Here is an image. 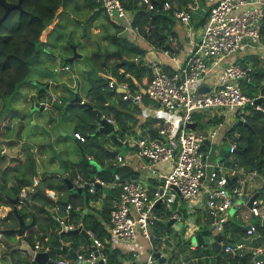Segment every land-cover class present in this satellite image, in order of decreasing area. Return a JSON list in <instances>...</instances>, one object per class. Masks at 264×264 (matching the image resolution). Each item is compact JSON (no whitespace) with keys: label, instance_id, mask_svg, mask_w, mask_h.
Instances as JSON below:
<instances>
[{"label":"built area","instance_id":"obj_1","mask_svg":"<svg viewBox=\"0 0 264 264\" xmlns=\"http://www.w3.org/2000/svg\"><path fill=\"white\" fill-rule=\"evenodd\" d=\"M95 1L99 3L108 20L138 35L136 28L130 26V12L119 0ZM140 2L146 9H151L153 6L152 0H140ZM160 5L165 10L172 9L174 19L185 27L184 37L187 38L189 50L182 60L177 62L176 68L169 72L163 69L164 63L161 64L157 60L146 62L150 68V77L145 82L143 92L151 105L140 106L147 115L150 114L148 116L154 118L156 135L150 136L141 126L142 123L136 124L133 128L134 134L119 139L121 144L125 143L132 150L130 152L126 150L128 153L125 151L115 153L113 161L116 164L129 165L133 158H138L144 161L139 167L144 171L141 173L139 169H135L136 175L125 179L114 173L110 182L98 178L86 181L79 174H75L71 180L74 187L86 185V190L89 192H92L95 186L118 188V195L109 208L104 242L111 245L115 243L134 245L139 232L150 243V253L146 254L142 264H155L151 254L154 249L150 241V226L159 219L155 212L159 206L169 210L165 221L171 219L170 226L174 227L179 232L177 235L184 240L190 238L193 231L198 228L192 215L196 209L204 211L213 218L212 226L221 227L222 222L232 213L231 210L241 202L244 178L236 175V172L225 173L219 170L220 163L223 164L222 157H212V159L209 157V144L218 135L221 122L213 123L205 130L190 127L189 123L194 122L193 114L205 108L225 109L241 123L250 109L264 111L262 105L264 102H255V98L261 93L250 96L242 90V82L251 80L249 75L251 68L233 60L223 62L224 58L244 45L264 48V35L260 30L264 19V0H209L198 36L191 25V12L197 8V0H187L179 8H176L171 0H162ZM161 52L165 55L170 54L169 49H163ZM55 61L60 62V58L55 57ZM61 68L68 71L69 65L55 66L53 71H59ZM214 68L218 70L214 78L209 83L202 84L207 86V89L197 91ZM119 72L125 77L128 76L122 69ZM69 77L73 79L74 73H70ZM107 86L115 91L121 90L118 92L121 99L132 98L140 102L142 92L139 86L140 92L131 93L127 89L126 82H117L112 76L107 80ZM33 95L35 105L41 112L49 111L53 105L62 103L60 96L52 89H42ZM83 102L84 99L81 98L79 103ZM104 117L113 122L109 117ZM73 135L83 140L79 133ZM233 149L234 143H230L228 151L232 152ZM149 179L155 183L153 189L149 187ZM37 185L38 179L33 176L31 182L19 190L16 207L22 202L20 198L27 196ZM44 193L56 201V193L53 190L45 189ZM53 210L56 213V220L63 224L65 229L74 228L72 223L65 221L70 210L68 203L64 205L55 203ZM247 211L250 216L257 217L260 221L264 216V202L258 197L254 198ZM177 223H180V226H177ZM246 233L248 238L260 236L255 225L250 222ZM91 244L97 250V254L90 248L84 253H77L74 258L70 256L57 262L59 264L79 262L96 264L98 261L104 263L105 256L101 251L103 241L92 237ZM188 244L189 249H194L191 243ZM220 246L230 258L239 256L244 250V243H236V241H220ZM34 248H38L37 243L34 244ZM263 253V245L253 247L250 251L252 264H263L264 257L254 259L255 256ZM162 254L160 251V255ZM168 254V252L163 254L164 264H189L182 259L181 254L177 259L172 260L168 259Z\"/></svg>","mask_w":264,"mask_h":264},{"label":"trees","instance_id":"obj_2","mask_svg":"<svg viewBox=\"0 0 264 264\" xmlns=\"http://www.w3.org/2000/svg\"><path fill=\"white\" fill-rule=\"evenodd\" d=\"M8 1L17 2L18 0ZM69 1L74 2L73 7L77 11L80 10V7L92 11L86 18L88 21L86 25H90L98 14H101L106 19V23L109 26L112 25V32L106 30L103 33L102 37L105 42L97 45L96 54L90 56L92 62L87 64V72L85 70L82 71V78L75 85L77 91L80 87L86 88L83 97L81 96L84 102H69L66 104L72 96L73 89L62 85L69 95L60 96L62 103L57 106V109H65L69 112L66 119L73 122L72 139L78 146L79 157L80 152H84L85 156L89 157V161L92 162V164L83 165L80 159L78 161L65 160V176L72 180L75 174H79L86 181L98 178L104 182H110L114 173H117L121 179L129 178L136 175V172L128 164L113 163L115 153L107 146L115 144L107 135L95 129L94 109H99L104 116L113 120L116 126L114 133L118 139L122 140L126 135L134 134L133 128L136 125V120L131 113L133 110L138 111L139 108L136 104L131 103L130 99L122 100L114 89L109 88L106 79L102 77V73L109 74L117 82H126L128 91L134 93L140 92L137 83L141 82V78L143 76H146L147 79L150 77V68L144 62L145 50L125 36H117L116 34L122 27L110 22L99 3L95 0H20L21 11L14 8L8 12L6 17L0 22V116H2L3 110L9 111L5 102L7 104L16 96L17 88L31 73L32 65L24 60L35 54L36 57L33 64L37 67L41 61L40 56L44 53L43 46L56 45V42L50 44L48 40L41 41L42 35L45 28L54 19H56V22L51 27V31L56 28L58 25L57 21L62 19V14L68 7ZM186 1L177 0V4L184 5ZM119 2L131 14L130 26L136 28L138 35L151 48L157 50L172 49L168 39L175 34L173 31L175 19L172 15V9L165 10L161 7L160 3L162 0H152L153 6L151 9H146L140 0H119ZM2 12L3 8L0 5V15ZM260 30L264 35V19ZM107 37H110V42L113 44L114 48L112 50L105 46ZM55 39L59 43L63 39L62 34H57ZM65 43L66 46L64 47L70 52L68 45L73 43L72 38L66 37ZM73 45L75 46V44ZM115 50L120 53L121 58L136 59V63L126 68L120 62ZM64 58L62 59V64H66ZM120 69L126 72L128 76L125 77L123 73L119 72ZM163 69L168 72L171 71L166 65L163 66ZM252 71H254V74L251 80L242 82L243 92L250 96L256 95L260 90L264 93V80H261L259 73H256V69H252ZM37 89L38 91L42 90L41 87ZM140 97L141 103H148L145 94L141 93ZM262 104L264 106V103ZM18 114L24 116V114L16 110H11L10 112L12 116H18ZM49 119L52 118L50 117ZM154 122V120H150L145 125L154 124ZM193 123L195 128H200L197 121L194 120ZM8 126V124L3 125L4 129H9ZM146 131L150 136L156 135L155 128L146 129ZM73 133H79L83 140L75 138ZM225 134L228 135L231 143H234L232 153L237 156V159L230 157L225 152L222 158L223 165L226 168L242 167L244 172L254 171L256 174H264V111L250 109L245 116V120L239 124L233 122ZM5 145L6 147L10 146L11 142L5 141ZM128 148L126 145V149ZM19 149L18 154L12 156L9 163H7L4 154H2V149L0 152V207H10L11 200L17 197L19 190L28 185L32 177L37 174L35 157L31 148L27 144L22 143ZM240 149H243L242 153L234 152ZM63 177L55 173L44 172L39 185L23 199L17 211L26 223H32L25 229L24 235L17 238L19 239L18 242L20 239H25L34 248V242L37 240L40 249H46L51 257L53 256V250L59 247L62 242H69L73 247L83 242L88 246L84 252L88 251L91 243L89 238L84 239L80 234H58L60 223L56 220V213L53 207L55 203L61 204V201H65L70 205L65 221L72 223L74 227L80 224L85 231H89L91 237H96L103 241L101 251L106 257L104 264H122V260L127 257L126 254L104 242L106 237L104 223L108 221L109 208L111 202L118 195V188L95 186L92 192L86 190L85 196H82L80 193L68 190ZM154 185L155 183L149 179V187L153 189ZM44 189L54 190L57 193V200L53 202L48 198L43 192ZM62 193H67V196L62 197ZM99 199L101 201L99 208L89 206V202ZM155 212L159 219L155 220L150 226V241L153 249L158 250L163 238L174 230L165 221L169 214L167 208L159 206L155 209ZM61 214H63V211H61ZM192 215L194 222L199 227L198 231L202 234H209L213 218L199 209H196ZM231 217L222 222L220 231L213 236L214 241L209 247L189 249L188 242L182 240L177 235V232L173 233L174 239L172 248L168 250V259H177L178 255L181 254L183 256L182 259L189 264H205V261L207 262L208 260L213 264H238V255L230 258L229 254L223 252L221 248H217V244L222 239L228 242H235L240 237L236 236V234H242L239 223ZM253 224L260 235L250 242L255 247L260 245L264 239V225H261L260 221ZM0 225V233L5 239L10 240L15 237L13 229L17 227V219L11 212L8 211L1 217ZM31 226H35V230ZM51 226H55V229L48 232ZM36 230L39 232H36ZM226 234H229L230 238H227ZM18 242L14 245L4 243V255L10 256V264H36L34 261L28 262V256L14 247ZM49 245H51L50 248ZM246 257H249V253L246 254ZM243 261L244 259L242 258L241 263L244 264Z\"/></svg>","mask_w":264,"mask_h":264},{"label":"rangeland","instance_id":"obj_3","mask_svg":"<svg viewBox=\"0 0 264 264\" xmlns=\"http://www.w3.org/2000/svg\"><path fill=\"white\" fill-rule=\"evenodd\" d=\"M74 2L69 1L68 7L66 8L65 12L62 14V19L57 21L58 25L55 29L51 32L50 36L48 37V42L50 44H54L56 42L55 46L49 45L43 46V50L45 51L41 55V59L49 61L45 66L47 68L48 72L40 71L38 66H32L30 71L31 73L26 77L25 81L19 85L17 88V94L16 96L10 100L9 102H5L6 108H9V111L6 109L3 110L2 116H0V152L1 149L4 150L6 153L12 155H16L19 152V145L22 142H28L32 145H34V148H31L33 154H36L35 162H36V173L39 177V180H41L44 176V172H47L46 169H48L49 161L50 160H56L55 157L52 155V150L57 151L60 153V157L63 160V158L78 161L80 159L78 154V146L76 145V142L72 139V126L73 123L64 121V119L67 118L69 112H67L65 109H57V106L60 104L53 105L52 109L49 111L41 112L38 111L37 106L35 105L34 99L29 97V94L32 91H35L36 88L42 87L44 89H52L55 91L59 96H62L63 93H67V90L60 91V88L62 87L63 83L66 79L69 78L70 73H74L75 77L72 79V83H74L77 79L81 80L82 78V71L85 70L87 72L88 65L92 62V58L90 57L93 54H96L97 50L96 47L98 44H102L105 41L103 40V33L106 32H112V25H108L106 23V19L101 16V14H98L97 22L91 23L90 25H86L88 23L87 17L90 14V10L87 12V8L80 7V10L77 11L73 7ZM100 16V17H99ZM56 22V19H54L50 27L53 26ZM95 22V21H94ZM104 25V27H103ZM106 28V29H105ZM60 32V33H59ZM57 34H62L63 39L58 43L55 39ZM75 34L77 35L76 37ZM85 34V41L81 44H78L76 42V38L78 36ZM112 34V33H111ZM66 37L72 38L73 43H70L68 48L70 49V45L75 44V53L81 54L79 58H74L69 65V70L64 71V69H60L59 71H53L54 67H58L62 65V59L66 56H70L72 53V50H67L64 46H66ZM42 41V40H41ZM105 46L112 50L113 44L110 42V37H107V43ZM96 50V52H95ZM55 57L60 58V62L55 61ZM76 81V82H77ZM82 94V93H81ZM11 110L19 111L20 113L24 114V120L22 121L23 127L21 128V135L16 138L20 142V144L15 149H10L8 146L6 147L5 141H7L8 137L13 138L14 133L16 130V126H18V117L10 115ZM225 113V109H209L205 108L202 110V113H208V116L213 115L212 119L214 120L215 117L222 115ZM9 115V117H8ZM12 116V117H11ZM49 116L52 119H49ZM55 119V120H54ZM234 122L239 124L237 122V118H233ZM217 122V120H214ZM9 124V129H4V124ZM233 123V122H232ZM21 125V123H19ZM60 125V127L58 126ZM231 126V125H230ZM229 126V127H230ZM203 127V126H202ZM201 127V128H202ZM202 129H206L204 126ZM228 138H226L222 142V147L226 154H228L230 157H233L234 159H237V156L228 151L229 145H228ZM29 144V145H30ZM40 144V149H44L45 153H39V149L36 148L37 145ZM110 147V145H108ZM31 147V146H30ZM113 147V146H112ZM119 149V152L123 153L126 149V144L122 143L120 146H117ZM57 161V160H56ZM238 161V160H237ZM251 172V171H248ZM246 172V173H248ZM255 177V176H254ZM258 178V176H256ZM54 191V190H53ZM74 192V190H71ZM86 189H84L80 194L82 196H85ZM55 192V191H54ZM56 193V192H55ZM29 194V193H28ZM27 194V196H28ZM57 194V193H56ZM25 196V197H27ZM67 193H62V197H66ZM51 211L53 212L52 208ZM235 215L242 221H249L251 223L259 222L257 217H250V215L246 212L243 213L241 210H236ZM236 216H232L231 218L233 220H237ZM179 233L178 231H176ZM140 235V233H139ZM141 236V235H140ZM171 239H174L173 232L169 234ZM142 237V236H141ZM143 238V237H142ZM144 240L148 241L144 238ZM186 242H189L190 239L186 238L184 239ZM155 264H159L158 261H155Z\"/></svg>","mask_w":264,"mask_h":264},{"label":"crops","instance_id":"obj_4","mask_svg":"<svg viewBox=\"0 0 264 264\" xmlns=\"http://www.w3.org/2000/svg\"><path fill=\"white\" fill-rule=\"evenodd\" d=\"M173 5H175L176 8L183 6V5H178L177 4V1H173ZM208 6H209V0H197V8L194 9V10H192V12H191V25H192L193 30H194V32L196 33L197 36H198L199 31H200V24H201V22H202V20L204 18L205 11L208 8ZM87 12H88V10H87ZM94 21H93V23H96L97 22V19H95ZM51 27L48 26L47 29L44 30L43 35H42V41L48 40V37L50 36V34L52 32L51 31ZM173 31L175 32V34L172 37H169V39H168L170 41V45L172 47V49L170 50V54H168V55L163 54L161 52V50H157V49L151 48L145 42L144 39H142L138 35L132 34L130 31H126L124 29H121V30L118 31V33L116 35L117 36H119V35L125 36L127 39H129L132 42H135L139 47L143 48L145 50L144 62H147V60H157V62H160L161 64L164 63V65H166L167 68H169L171 70V69L176 68L177 62L181 61L182 58L185 56V54L189 50V44L187 42V38L184 37L185 27H183L182 25H180L175 20V22L173 24ZM76 36L77 35L75 34L74 37H76ZM75 40H76L77 43L79 42V44H81L82 42L84 43V41H85V34L84 35H81V36H78ZM131 60H133V59H131ZM227 60L228 61L233 60V61H235L237 63H241V64H244V65H247V66H249L251 68L250 69L251 71H252V69H256V73H259V75L261 77V80H264V48L258 47V46H253V45H250V44L249 45H244L242 48L236 50L235 52L229 54V56H227L226 58H224L223 59V62L226 63ZM48 62L49 61H47V60H44V61L42 60L41 63H39L38 67L40 69H42V70H47V68H46L45 65ZM251 71H250V74L249 75H250V77H253V74H254L253 72L254 71H252V72ZM217 72H218V70L216 68H214L211 71V73L208 75V77L206 78L205 82L204 83L202 82L201 85L202 84L209 83L214 78V76L216 75ZM146 80H147V77L146 76H143L141 78V82L140 83H137V87L139 86V89L142 92V94H145L143 92V87L145 86ZM76 81H77V79H76ZM76 81L74 83H72L71 81H69V79L68 80L66 79L65 82L63 83V85L67 86L68 88H71V89L73 88L74 89ZM203 86H205V85H203ZM205 87L207 88V86H205ZM42 89H44V88H42ZM85 90H86V88H81L80 87L79 90L76 91V92H78V94H79L80 97L81 96L83 97V95L85 93ZM60 91H64L63 87L60 88ZM37 92H40V91H38V89L36 88L35 91H32L29 94V97L30 98H34V95L33 94L34 93H37ZM258 93H261L260 95H263L264 96V93H263L262 90L258 91ZM66 94L67 93H63L62 96H67ZM72 97H73V93H72L71 98ZM140 99H141V97H140ZM147 99H148V97H147ZM129 101H131V103H133V104H136L137 107L139 108L138 111L133 110V112L131 113L132 117L136 120V124L142 123L141 126L142 127L145 126L147 130L148 129H154L153 123L148 124V125H145L146 122H150V120H154V118L148 116L150 114L147 115L145 113V110L143 109V107L140 106L143 103H141V101L140 102L134 101L132 98ZM143 105L150 106L151 105V102L148 99V103L147 104H143ZM17 117H18L19 122L17 124L18 126H16V130H15V133H14V137L13 138H11V137H8L7 138V140L11 142V145L8 146L10 149H15L20 144V142H22V141H19L16 138H18L21 135V130H22L21 128L23 127L22 121L24 120L25 115L24 116H20L18 114ZM212 117H213V115L208 116V113H202V111L195 112V114L193 116L194 120L198 122V126L200 127V129H202L204 126L207 129L213 123H217V122H221V124H222L221 127H220V129H219L218 135L211 142V144H209V157H210V159H212V157L213 158H215V157H218L219 158V157H222L223 156V155L220 154V147H222V142L226 138H228V140H229V137H228V135L225 134V132L229 128V126L233 124L232 122H234L233 121L234 119L231 116V112H225L222 115H219V116L215 117L214 120H217V122H215L212 119ZM64 121L71 122V124L73 123L72 121H69L67 119H64ZM19 123H21V125H19ZM113 124H114V122H113ZM58 126L60 127V125H58ZM114 126H115V124H114ZM8 128H10V126H8ZM115 128H116V126H115ZM22 143L27 144L29 146V148H34V145H35V144L32 145V144L28 143L27 141L26 142H22ZM230 143H231V141L229 140L228 145ZM114 144L115 145H113V147L110 145V147L107 146V148H109L110 150L112 149L111 151L113 153H114V151L119 152V149L117 148V146H118L117 143H114ZM20 145H19V147H20ZM36 148L40 150L39 153H38L39 155H40V153H43V154L45 153L44 149H40V144L37 145ZM126 150L128 152H130L132 149L129 147L128 149H125V152H127ZM33 155L35 156V155H37V153L36 154H33ZM65 160L68 161L69 159L63 158V161H65ZM143 162L144 161L141 160V159L133 158L132 161L129 163V166L133 170L139 169V167L141 166V164ZM57 166H58V163H57V161L55 159L54 160H50L49 161L48 169H54ZM219 170H222L225 173L236 172V175L242 176L244 178V180H245V183H246V195L247 196H249L253 192V188H254V186L256 184L259 185L261 183V179L259 177L258 178L256 177L257 175L255 174L254 171H251V172L246 173V172L243 171V168L242 167H233V168L229 167V168H226L225 166H223V164L220 163V169ZM139 171L142 173L144 170L139 169ZM34 176L37 177V179H38V185H39L40 180H39L38 175L36 174ZM61 176H65V168H64V174L61 175ZM25 198L26 197L20 198V200L23 201V199H25ZM258 198L261 199L262 202H264V194L259 195ZM56 200H57V195H56ZM240 201L241 202H239L237 204L238 206L236 208H234V210H231L232 213H230V215H229V217L227 219H229L231 216H236L235 215V212L238 209L241 210V212H243V213H246V212L248 213V211H247L248 207L245 206V201L242 200V199H240ZM16 202L18 203V201H16ZM21 204H22V202H21ZM88 204H89L90 207L99 208L100 207V204H101V201L99 199L96 202H92V203L89 202ZM9 208H10L9 206H2V207H0V219H1V217L4 216L5 213L8 212ZM236 219H237V222L239 223V225H244V224H248L249 223V221H246L245 222V221L240 220L237 216H236ZM106 225H107V222L104 223V228L105 229H106ZM31 228L35 230V226H31ZM172 228L174 230V231L172 230L173 233H175L176 232V229L174 227H172ZM198 228L193 231L192 235L189 238L190 239L189 242L194 246V248L197 247V246H196V244H194V243L191 242V237H193L195 235V233H200L198 231ZM0 229H1V225H0ZM54 229H55V226H51L48 229V232H50L51 230H54ZM219 231H220V227L214 226V225L212 226L211 225V229H210V233L209 234H202V233H200L202 236H208L209 239H212V241H209L206 244V246H198V247H202V248L209 247V245L211 243H213V241H214V237L213 236L215 234H217ZM36 232H39V231L36 230ZM241 232H242V234H239V235L236 234V236H240L239 238H244V239L248 238L247 233H246L245 230L244 231L241 230ZM86 233L88 234V237H85L84 235H81V234L80 235L84 239L85 238H89V240H91V243H92V237H91V235L87 231H86ZM14 235H15V237L13 239H10V240L9 239L8 240L5 239L2 235L0 236V264H10V261H9L10 260V256H8V255L5 256L4 255L5 254V252H4V248H5L4 243L6 242V243L11 244V245L12 244L14 245L15 243H17L18 240H19V239H17L18 236L15 233H14ZM229 236H230L229 234H226V237L227 238ZM167 237L169 238V240L171 239L169 235ZM263 238H264V236H263ZM253 239L254 238L251 237L248 241L243 242L244 243V250L242 251V253L240 255H244V257H243L244 264H249V262H250V251L253 249V246H254V245H251L250 242ZM170 241H172V243H173V239H171ZM222 241H224V239H222ZM35 243L38 244L37 240H35L34 244ZM91 243L89 245V248H92V244ZM65 244H67V242ZM163 244H164V242L162 240L161 246H159L158 251H161V253H163V254H167V252H168L169 249L167 251L163 250V247H162ZM218 244H219V248H221L220 242ZM218 244H217V246H218ZM149 245H150L149 241H148V244H147V242L144 240V238H142L139 235V232H138L137 235H136V243L134 245H126L124 243H115L114 245H111L110 247L116 248L119 251H121L122 253L126 254L127 257L122 260V264H142L143 260L145 259L146 254L150 253L149 252ZM260 245H263L264 246V239L260 243ZM130 246H132V247H130ZM87 247L88 246L85 245V243L81 242V243H79L78 246L73 247L72 245H70L69 248H70L71 251H73V252H75V254H77L79 252H84L85 250H87ZM37 249L40 250V251H43L42 250L43 248L40 249L39 246H38ZM135 249H137V251ZM44 250H46V249H44ZM19 251L21 253L22 252L25 253V251H23L21 249H19ZM247 253H249V257H246V254ZM49 257H51V256H49ZM68 257H70V254H69V252L67 250H62V249L61 250H53V256H52V258L55 261L63 260V259H66ZM105 260H106V257H105ZM27 261L30 262V261H34V260L28 256L27 257ZM155 261H156V259H155ZM34 263L38 264L35 261H34ZM158 263L159 264H164L163 262H161V263L158 262ZM102 264H104V263H102ZM205 264H213V263L208 260L207 262L205 261ZM240 264H243V263H240Z\"/></svg>","mask_w":264,"mask_h":264},{"label":"water","instance_id":"obj_5","mask_svg":"<svg viewBox=\"0 0 264 264\" xmlns=\"http://www.w3.org/2000/svg\"><path fill=\"white\" fill-rule=\"evenodd\" d=\"M0 5L3 8V12L0 15V22L6 17V15L8 14V12L11 9H18L21 11V5H20V0H18L17 2H10L8 0H0ZM167 47V45H166ZM70 49L72 50V53L70 56H66L64 58V61L69 63L74 59V58H79L81 56V54H77L75 53V47L74 45H70ZM116 55L119 56L120 58V62L123 63L125 65V67L127 68L130 65H134L136 62L134 60H128V59H124L120 57V53L116 50L115 51ZM36 57L35 54H33L32 56H30L29 58L25 59L24 61L30 65L33 66V61L34 58ZM140 61H138L139 63ZM40 71L45 72L46 70H42L39 69ZM102 77L105 79H109L110 77L106 74H102ZM207 88L203 85L199 86L197 91H205ZM121 90H117V92H120ZM80 100V96L78 95V93L76 92V88L73 89V97L66 102V104L70 103H78ZM255 102L256 103H261L264 102V96L263 95H259L255 98ZM95 111V119L96 121L94 122V127L97 131L104 133L105 135H107L109 137V139L114 142L117 143L118 146L121 145V141L117 138L116 134L114 133L115 130V126L113 124V122L108 121L106 119V117L102 116V113L99 109H94ZM50 118V117H49ZM55 120V119H54ZM190 127L194 126V123L191 122L189 123ZM52 156L56 158L58 166L54 169H46L47 172L49 173H55L57 175H63L64 174V161L61 159L60 154L55 151L52 150ZM234 152L236 153H242L243 149L240 150H235ZM114 153H117V151H114ZM2 154H4V156L6 157L7 163H9L10 158L13 155H10L8 153H6L4 150H2ZM220 154L224 155V149L223 147H220ZM223 157V156H222ZM80 161L83 165L85 164H92L91 161H89V159L85 156L84 152H80ZM264 163V160H263ZM260 179H261V183L259 185H255L253 188V192L247 196L246 195V183L243 185L242 188V194H241V199L245 201V206L249 207L251 204V201L254 198L259 197V195L264 194V174H256ZM63 181L66 184V187L68 190H74L77 193H81L84 189H86V185H83L82 187H74L72 185V182L69 178H67L66 176L63 177ZM97 184V183H96ZM161 191V188H159ZM42 191V190H40ZM16 198L11 200V207L9 208V212H11L17 219V227L13 229V232L18 236H22L25 233V229L31 225L32 222H28L26 223L24 221V219L22 218V216L18 213L17 211V207H16ZM61 203L64 205L66 204L65 201H61ZM155 205H158V201L155 203ZM253 217V216H251ZM172 220L169 219L166 224L167 225H171ZM260 223L261 225H264V216H262L260 218ZM177 226H180V223H177ZM240 229L242 231H246V229L249 227V223L248 224H244V225H239ZM62 233H69V234H81L84 235L85 237H88V234L86 233V231L81 227V225H77L74 228L71 229H65L63 224H60L59 230H58V234H62ZM250 238H239L238 240H236V243H243L245 241H248ZM212 241V239H209L208 236H202L200 233H195V235L193 237H191V242L196 244V246H206V244ZM163 242L165 243V246L163 247V250H166L168 248H170L172 246V242L168 239V237H164L163 238ZM66 242H62L60 244L59 247H57L55 250H67L70 254V256L72 258L75 257V252L70 250V243L65 244ZM16 249H21L23 251H25V253L32 258L35 262H37L38 264H59L57 261H55L52 257H49V254L47 252V250H37L35 248H32L29 243L25 240V239H20V241L18 242V244H16L14 246ZM51 247V245H49V248ZM217 248H219V244L217 246ZM92 249L95 251V253L97 254V250L92 247ZM153 258H155L158 262H163L164 258L162 255H160L159 251H153L152 253ZM244 257V255H239V261L238 264L241 263L242 258ZM264 257V253L258 256H255L254 259L257 258H263ZM78 264H84L83 262H79ZM96 264H102L101 261H98ZM249 264H252V260H250Z\"/></svg>","mask_w":264,"mask_h":264},{"label":"clouds","instance_id":"obj_6","mask_svg":"<svg viewBox=\"0 0 264 264\" xmlns=\"http://www.w3.org/2000/svg\"><path fill=\"white\" fill-rule=\"evenodd\" d=\"M104 12V11H103ZM107 17V16H106ZM108 19V18H107ZM110 21V20H109ZM111 22V21H110ZM116 51V50H115ZM66 64H69V63H67L66 62ZM70 69V68H69ZM103 74V73H102ZM107 75V74H106ZM108 76L110 77V75L108 74ZM69 79V81H72V79H70V77L68 78ZM67 79V80H68ZM106 81H107V79H106ZM78 82V81H77ZM76 82V83H77ZM76 83H75V85H76ZM74 88H76V87H74ZM73 89V88H72ZM76 91H77V88H76ZM117 92V91H116ZM118 93V92H117ZM79 95V94H78ZM81 98V97H80ZM122 100H125V99H122ZM79 103V102H78ZM45 190V189H44ZM44 192V191H43ZM45 194V193H44ZM46 195V194H45ZM16 200H18V195H17V198H16ZM16 204H17V202H16ZM11 207V206H10ZM18 208V207H17ZM169 239V238H168ZM171 240V239H170ZM172 242V241H171ZM188 243H190V242H188ZM173 244V243H172ZM189 245V244H188ZM164 246H165V243H164ZM164 246H162V247H164ZM172 248V246L170 247V248H168L169 250ZM168 249H166L165 251H167ZM154 251H158V250H154ZM159 253H160V251H159ZM163 256V255H162ZM163 258H164V256H163Z\"/></svg>","mask_w":264,"mask_h":264},{"label":"flooded vegetation","instance_id":"obj_7","mask_svg":"<svg viewBox=\"0 0 264 264\" xmlns=\"http://www.w3.org/2000/svg\"><path fill=\"white\" fill-rule=\"evenodd\" d=\"M49 26V25H48ZM47 29V27L45 28V30ZM45 46H49V45H45ZM43 52H45L44 50H43ZM41 57V56H40ZM35 59V58H34ZM41 59V58H40ZM41 61H42V59H41ZM41 61H40V63H41ZM33 66H34V64H33ZM38 69H40V68H38ZM45 72H48L47 70L45 71Z\"/></svg>","mask_w":264,"mask_h":264}]
</instances>
